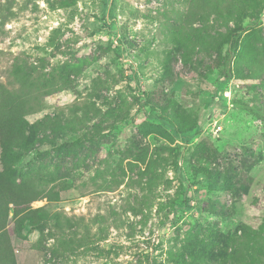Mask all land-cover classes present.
I'll list each match as a JSON object with an SVG mask.
<instances>
[{
    "label": "rangeland",
    "instance_id": "374dc122",
    "mask_svg": "<svg viewBox=\"0 0 264 264\" xmlns=\"http://www.w3.org/2000/svg\"><path fill=\"white\" fill-rule=\"evenodd\" d=\"M262 3L0 0V83L14 63L69 83L14 157L58 193L17 264H264Z\"/></svg>",
    "mask_w": 264,
    "mask_h": 264
},
{
    "label": "trees",
    "instance_id": "16d2710c",
    "mask_svg": "<svg viewBox=\"0 0 264 264\" xmlns=\"http://www.w3.org/2000/svg\"><path fill=\"white\" fill-rule=\"evenodd\" d=\"M249 1L234 0L242 8ZM207 2L195 0L193 7L202 8ZM262 6L264 9V0ZM258 25V19L250 18L247 23L237 24L228 31L221 55V75L225 82L232 77L231 63L241 36ZM6 79L5 84L0 83V264H17L11 236L24 239L26 226L36 228L49 220L51 214L43 207L32 209L30 205L44 199L57 201L58 193L46 180H16L13 176L14 157L16 152L27 147L26 117L39 112L44 98L61 92L69 83L62 76L32 72L26 64L18 63L8 70ZM47 121L50 118H46Z\"/></svg>",
    "mask_w": 264,
    "mask_h": 264
},
{
    "label": "built area",
    "instance_id": "2783aa9c",
    "mask_svg": "<svg viewBox=\"0 0 264 264\" xmlns=\"http://www.w3.org/2000/svg\"><path fill=\"white\" fill-rule=\"evenodd\" d=\"M262 21H263V25H264V19Z\"/></svg>",
    "mask_w": 264,
    "mask_h": 264
}]
</instances>
